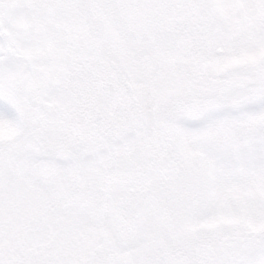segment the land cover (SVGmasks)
<instances>
[{
    "label": "snow or ice",
    "instance_id": "6c2138e0",
    "mask_svg": "<svg viewBox=\"0 0 264 264\" xmlns=\"http://www.w3.org/2000/svg\"><path fill=\"white\" fill-rule=\"evenodd\" d=\"M0 264H264V0H0Z\"/></svg>",
    "mask_w": 264,
    "mask_h": 264
}]
</instances>
